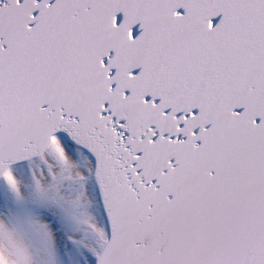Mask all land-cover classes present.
Instances as JSON below:
<instances>
[{"label":"snow or ice","instance_id":"snow-or-ice-1","mask_svg":"<svg viewBox=\"0 0 264 264\" xmlns=\"http://www.w3.org/2000/svg\"><path fill=\"white\" fill-rule=\"evenodd\" d=\"M0 264H264V0H0Z\"/></svg>","mask_w":264,"mask_h":264}]
</instances>
